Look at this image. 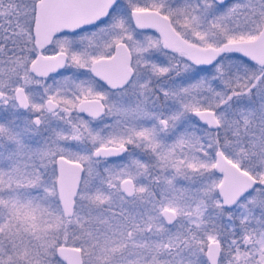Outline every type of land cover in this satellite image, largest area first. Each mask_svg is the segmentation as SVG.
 <instances>
[{
    "label": "snow or ice",
    "instance_id": "obj_1",
    "mask_svg": "<svg viewBox=\"0 0 264 264\" xmlns=\"http://www.w3.org/2000/svg\"><path fill=\"white\" fill-rule=\"evenodd\" d=\"M0 264H264V0H0Z\"/></svg>",
    "mask_w": 264,
    "mask_h": 264
},
{
    "label": "flooded vegetation",
    "instance_id": "obj_2",
    "mask_svg": "<svg viewBox=\"0 0 264 264\" xmlns=\"http://www.w3.org/2000/svg\"><path fill=\"white\" fill-rule=\"evenodd\" d=\"M148 31H154V30H148Z\"/></svg>",
    "mask_w": 264,
    "mask_h": 264
}]
</instances>
